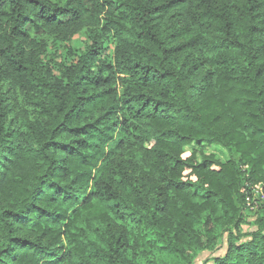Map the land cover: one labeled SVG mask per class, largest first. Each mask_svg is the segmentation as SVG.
Wrapping results in <instances>:
<instances>
[{
    "label": "clouds",
    "instance_id": "1",
    "mask_svg": "<svg viewBox=\"0 0 264 264\" xmlns=\"http://www.w3.org/2000/svg\"><path fill=\"white\" fill-rule=\"evenodd\" d=\"M0 264H264V0H0Z\"/></svg>",
    "mask_w": 264,
    "mask_h": 264
}]
</instances>
